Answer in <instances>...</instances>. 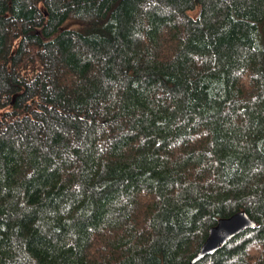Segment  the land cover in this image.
<instances>
[{
	"label": "trees",
	"instance_id": "obj_1",
	"mask_svg": "<svg viewBox=\"0 0 264 264\" xmlns=\"http://www.w3.org/2000/svg\"><path fill=\"white\" fill-rule=\"evenodd\" d=\"M264 264V0H0V264Z\"/></svg>",
	"mask_w": 264,
	"mask_h": 264
},
{
	"label": "water",
	"instance_id": "obj_2",
	"mask_svg": "<svg viewBox=\"0 0 264 264\" xmlns=\"http://www.w3.org/2000/svg\"><path fill=\"white\" fill-rule=\"evenodd\" d=\"M258 226L259 224L245 211L219 220L218 224L211 228L207 240L190 264H197L208 256L214 255L239 234L256 229Z\"/></svg>",
	"mask_w": 264,
	"mask_h": 264
}]
</instances>
